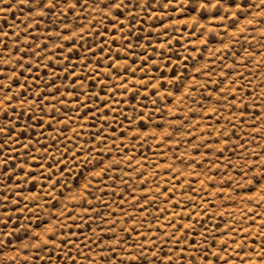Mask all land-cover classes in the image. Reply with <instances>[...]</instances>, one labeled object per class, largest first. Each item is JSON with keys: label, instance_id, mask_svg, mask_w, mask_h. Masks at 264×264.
<instances>
[{"label": "rangeland", "instance_id": "rangeland-1", "mask_svg": "<svg viewBox=\"0 0 264 264\" xmlns=\"http://www.w3.org/2000/svg\"><path fill=\"white\" fill-rule=\"evenodd\" d=\"M0 264H264V0H0Z\"/></svg>", "mask_w": 264, "mask_h": 264}, {"label": "snow or ice", "instance_id": "snow-or-ice-1", "mask_svg": "<svg viewBox=\"0 0 264 264\" xmlns=\"http://www.w3.org/2000/svg\"><path fill=\"white\" fill-rule=\"evenodd\" d=\"M41 6H43V5H41ZM110 6V5H109ZM9 7H10V5H9Z\"/></svg>", "mask_w": 264, "mask_h": 264}]
</instances>
